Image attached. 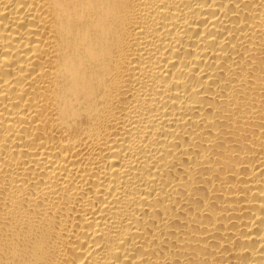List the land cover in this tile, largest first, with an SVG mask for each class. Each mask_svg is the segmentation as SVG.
<instances>
[{
	"label": "bare ground",
	"instance_id": "bare-ground-1",
	"mask_svg": "<svg viewBox=\"0 0 264 264\" xmlns=\"http://www.w3.org/2000/svg\"><path fill=\"white\" fill-rule=\"evenodd\" d=\"M0 264H264V0H0Z\"/></svg>",
	"mask_w": 264,
	"mask_h": 264
}]
</instances>
